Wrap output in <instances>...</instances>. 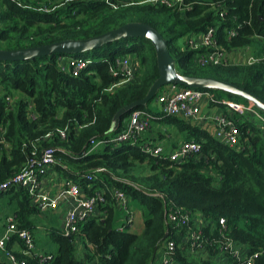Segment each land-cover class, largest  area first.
<instances>
[{
    "label": "trees",
    "instance_id": "16d2710c",
    "mask_svg": "<svg viewBox=\"0 0 264 264\" xmlns=\"http://www.w3.org/2000/svg\"><path fill=\"white\" fill-rule=\"evenodd\" d=\"M129 23L151 26L163 36L179 74L229 83L264 101V0H0V50L91 39ZM210 28L217 30L219 45L228 53L247 50L260 61L199 65L198 52L188 42ZM184 38L181 47L178 42ZM127 56L133 58L134 78L116 87L124 76H114L111 70ZM72 62H85L87 67L75 76ZM158 77L156 51L143 38H126L78 54L0 61V185L12 181L29 162L38 166L43 154L52 150V169L62 179L80 186L86 197H102L78 233L67 237L59 229L49 231L58 245L56 254L24 257L15 250L26 249L17 235L11 236L7 251L27 259V264H159V248L174 240L178 264H219L218 244L207 245L197 256L192 253L185 240L188 227H178L169 218L180 212L201 216L211 241L220 238L215 228L224 220L227 236L247 257L253 256V264H264L263 122L247 116L237 119L241 143L230 147L203 126L151 111L152 100L138 108L150 117L152 127L173 125L184 142L200 144L199 153L171 162L151 155L147 149L155 143L147 138L113 142L137 109L112 131L117 113L145 99ZM212 93L213 107L248 104L222 91ZM93 143L101 145L90 152ZM115 191L137 203L131 221L126 213L121 218L123 211L118 219ZM5 195L18 201L13 216L18 231L31 232L36 244L35 217L41 212L34 200L22 188L0 196ZM138 212L144 216L140 233L135 230ZM222 260L220 264H246L230 255Z\"/></svg>",
    "mask_w": 264,
    "mask_h": 264
},
{
    "label": "built area",
    "instance_id": "2783aa9c",
    "mask_svg": "<svg viewBox=\"0 0 264 264\" xmlns=\"http://www.w3.org/2000/svg\"><path fill=\"white\" fill-rule=\"evenodd\" d=\"M151 3H167V0H149ZM232 35V34H231ZM188 45L192 51L198 52L196 62L201 66H219L229 62V53L219 45L217 39V30L210 28L206 33L199 37H193L189 40ZM264 60V57H262ZM133 58L124 57L117 62L116 69H112L114 76L121 73L124 80L116 87L128 83L134 78L135 67L132 62ZM260 59L249 56L248 65L258 63ZM73 67V74L78 76L80 72L87 67L85 62L70 64ZM157 102L160 104L161 111L164 115L170 117H179L184 120L193 122L199 126L204 124L212 125L214 136L230 147L239 146L241 143V131L237 125V115L247 116L253 119L256 123H264L263 116L255 111L253 104H239L235 102H225V108L217 115L203 116L202 107L204 104L209 105L214 99L213 93L207 90L184 89L176 85L166 86L157 96ZM10 104L14 100L8 98ZM227 108H230L235 114H229ZM152 127V121L144 110H134L127 121L125 128L116 137L113 142H129L137 141ZM65 136V132L61 133ZM101 143L92 144L91 150L95 151ZM201 146L195 141L181 142L176 148L168 151L165 146L155 145L147 151L157 157L165 156L171 162H181L194 154H198ZM56 163V159L52 150H47L38 166H34L31 161L26 164L21 172L15 178L5 184L0 185V195L6 193L12 188H22L28 191L29 195L34 200L41 213L56 212L63 206L66 208V213L63 221L62 232L69 237L76 234L80 230V226L86 222L97 210L98 204L102 201L99 195L86 197L80 186L70 181L64 180L62 187L58 193H51L47 187L49 174L52 172V165ZM115 198L119 206L125 210L127 220L131 221L133 214L128 203V196L121 191H115ZM130 199V198H129ZM170 221L177 224L178 227H188L189 233L185 239L191 243L190 249L196 256L200 251H205L207 245H219L220 255L217 257L218 263L224 262L223 255L232 256L238 261H245L246 264H253V256L247 257L243 248L236 245L235 242L227 236V226L224 220H220V238H215L211 241L206 238L203 227L205 226L204 219L201 216H193L190 213H171ZM3 221L2 213L0 212V223ZM194 225H193V223ZM6 231L2 239H0V259L5 264H27V259L21 258L14 252L7 251V243L12 235H17L18 238L25 244L26 249L21 251L22 256L28 257L35 253V243L33 236L29 231H18L14 218L10 217L5 220ZM195 226V227H194ZM176 243L174 240L163 244L158 251L159 264H178L175 259ZM36 256H39L36 254ZM44 255H40L42 257ZM45 261V260H44ZM43 261V262H44Z\"/></svg>",
    "mask_w": 264,
    "mask_h": 264
},
{
    "label": "water",
    "instance_id": "95a60500",
    "mask_svg": "<svg viewBox=\"0 0 264 264\" xmlns=\"http://www.w3.org/2000/svg\"><path fill=\"white\" fill-rule=\"evenodd\" d=\"M126 38H143L152 44L156 51L159 77L145 99L124 107L117 113L112 131L119 128L125 115L131 113L134 109L146 107L156 98L162 88L169 85H176L184 89L207 90L210 92L222 91L245 99L249 104H253L255 108L264 113V101L242 88L213 78L187 77L179 74L176 69L175 60L171 56L167 42L163 36L151 26L140 23H129L104 35L81 41H63L38 48L17 51L0 50V61L17 62L34 60L52 54H78L92 51Z\"/></svg>",
    "mask_w": 264,
    "mask_h": 264
},
{
    "label": "crops",
    "instance_id": "0c3cea01",
    "mask_svg": "<svg viewBox=\"0 0 264 264\" xmlns=\"http://www.w3.org/2000/svg\"><path fill=\"white\" fill-rule=\"evenodd\" d=\"M215 108H217V112L215 111ZM220 112H221L220 108L213 107V106H211V104L209 105L208 103L204 104L203 107H202V115L205 116V117L214 116V115L219 114ZM204 127H205V129H208V131H210V132H211V130H215V128L212 125H210V124H204ZM146 134H144L141 137V139L147 138V139L151 140L153 143H155V145H162L161 144L162 142H159V141H162L161 140L162 138L159 139L158 135H148L147 136ZM181 142H183V141H181ZM179 144H176V145L178 146ZM162 146H165L168 149V151H171L172 149H174V147L173 148L167 147L166 144H164ZM63 181H64V179H62V176L52 169V172L49 174L48 180H47L48 190L51 193H55V194L58 193L59 190L62 187L61 185H62ZM0 197H2V196H0ZM9 198H12V197L10 196ZM6 204H9V205L12 204V205L8 209H6L5 208ZM6 204L0 202V212H2V214H3V221L0 223V239H2V237L4 236L5 231H6L5 220L7 218L13 217L15 212H16V210L18 209V205L17 206L16 205L13 206L12 201H10V202L7 201ZM136 204H134V205H136ZM131 210H132V208H131ZM65 213H66L65 206H63L59 211H56V212L38 213V215L35 217L36 229H38V230L43 229L44 230L43 224L44 225L45 224H49L50 228H55L56 227V228H58L59 230L62 231V226H63ZM98 214L101 215L99 212H98ZM139 216H141V214ZM139 216L137 214L135 216V218H136L135 219V221H136V224H135L136 229L135 230L139 231L138 233L142 232V230H143V218L141 219V218H139ZM124 217H125V215L122 213V217L121 218L124 219ZM35 230H34V235H35V238H36V244H35L36 246H35V253L34 254L35 255L36 254H38V255L56 254L58 251L56 253H52V252L51 253H47L46 250H41L40 249V247L43 245V243L40 240H38L39 244L37 243V233L35 234ZM39 239H40V237H39ZM37 244H38V246H37ZM56 249L57 248L53 245L52 250L54 251ZM15 250L22 251V248L16 246Z\"/></svg>",
    "mask_w": 264,
    "mask_h": 264
},
{
    "label": "rangeland",
    "instance_id": "374dc122",
    "mask_svg": "<svg viewBox=\"0 0 264 264\" xmlns=\"http://www.w3.org/2000/svg\"><path fill=\"white\" fill-rule=\"evenodd\" d=\"M186 38L184 39H181L178 44L181 46V47H184L185 44H186ZM249 53L247 50H240V51H233V52H230L229 55H228V59H229V62L231 63H234V64H243V63H246L248 58H249ZM129 57V56H127ZM165 88V87H164ZM162 88L159 93L164 89ZM18 96H16L17 98ZM149 108L151 111L153 112H160L161 111V107H160V104L157 102V99L153 100L150 104H149ZM220 110L222 111L223 109L220 108ZM256 110L262 115L264 116V113L262 111H260L259 109L256 108ZM215 111L217 112V108H215ZM227 112L229 114H235L230 108H227ZM238 118L237 119H241L242 116L241 115H237ZM147 133V134H146ZM145 134L148 136V135H158L159 139L160 137L162 138L161 140L162 141H159V142H162L161 144L164 145L166 144L167 147H171L173 148V145L175 144H179L181 143V141H183L180 133L177 131V129L173 126V125H169V124H163V125H160V124H157L155 123L153 125V127L151 128V130H148ZM212 135H214V130H211ZM163 135V136H162ZM165 142V143H164ZM164 143V144H163ZM98 149V148H97ZM101 189V188H100ZM10 195H6V196H2L0 197V202L1 203H5L8 201H12L13 203V206H17L18 203H17V200L14 199V198H9ZM12 197V196H11ZM133 200L129 199L128 198V203H129V207L134 209L135 210V205L136 203H133L132 202ZM12 205V204H11ZM11 205L9 204H6L5 205V208L8 209ZM116 212H117V215H118V219H119V215L121 213V211H123V214L125 215L124 211L118 204V206H116L115 208ZM137 211V208L136 210ZM141 213H137V215L139 216ZM136 216V215H135ZM139 218H144V216H139ZM46 222V221H45ZM44 226V230L43 229H36L35 230V234L37 233V243L39 244L38 240H40L43 245L40 247L41 250H46L47 253H56L58 251V245L55 243V241L52 239L49 231L52 229L50 228V225L49 224H43ZM56 228V227H55ZM58 228H56L57 230ZM58 231V230H57ZM136 232H139V231H136ZM40 237V239H39ZM37 244V246H38ZM53 245L57 248L56 250H52L53 248ZM39 249V248H38ZM45 254V253H44Z\"/></svg>",
    "mask_w": 264,
    "mask_h": 264
}]
</instances>
